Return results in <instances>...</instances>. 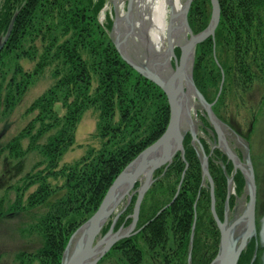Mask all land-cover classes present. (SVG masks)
<instances>
[{
  "label": "trees",
  "instance_id": "trees-1",
  "mask_svg": "<svg viewBox=\"0 0 264 264\" xmlns=\"http://www.w3.org/2000/svg\"><path fill=\"white\" fill-rule=\"evenodd\" d=\"M105 2L106 0H0V36L5 34L16 13L10 36L0 51V64L4 56L13 52L19 57L34 59L35 50L32 52L22 48V42L27 37H31L33 41L40 38L43 44L42 53L32 72H23L19 64L15 66V74L19 73L20 79L17 80L14 75L8 82L2 113H8L15 107L25 93L26 86L33 81V76L46 66L54 65L53 75L57 78L27 107L28 113L36 114L16 136L0 148V153L7 150L9 156L15 159L25 156L33 149H38L45 157V161H39L35 165L39 167V164L45 162V167L38 172L25 174L22 184L15 187V199L9 206L12 213L40 206L49 202L56 192L65 190L62 197L49 204L48 210L36 224L44 240L42 247L32 253H18L16 259L20 264H32L33 259L38 264H61V255L69 236L96 211L107 188L126 164L148 144L158 139L167 126L169 106L164 93L157 84L141 76L121 58L109 37L111 20L104 27L99 23L98 16ZM218 2L220 19L214 34L215 40L208 36L196 46L193 66L196 84L204 60L208 63V73L213 74L216 84L220 69L213 52L219 47L228 49L232 43L241 45L245 36H250L253 22H262L264 0ZM190 5L188 24L192 32L197 33L206 28L209 18L206 13L211 4L210 0H193ZM242 30L246 31V35H242ZM17 50L19 54L16 53ZM175 54H179V49L176 48ZM239 65L240 68L248 69L244 60ZM221 66L228 73L233 69V65L226 67L223 63ZM94 76L97 77V86L92 89ZM91 107L99 110L98 128L100 137L105 138L104 146L97 150L89 149L79 159L60 166L62 155L75 143L76 126L82 113ZM60 108L64 109L62 114H59ZM116 110L119 120L113 123ZM45 135H48L46 141L40 143L39 139ZM24 138H28L26 148L21 143ZM189 141L190 136H187L184 140V157L189 166L185 170L177 197L161 214L155 216L162 203L161 198L160 195L149 194L145 197L150 200L149 209L145 212L147 204H143L140 210L144 222L149 221L142 232L146 235L144 240L150 249L154 248L153 245L160 244L165 235L166 216L170 217V223L176 227L179 239H183V252L188 245L195 198L201 181V168ZM184 165L182 157L177 155L164 177L149 188V191L167 188L171 191L168 198L173 196ZM51 177L63 179L62 184L52 185L48 181ZM212 177L216 182L215 176ZM171 178L174 182L170 184ZM158 184L160 186L157 187ZM238 184L241 185L242 181H237L236 186ZM32 185L36 186L35 189L24 199L25 192ZM221 196L223 199L224 193ZM204 197L205 202H208L209 191H206ZM198 200L196 205L204 202L202 198ZM3 203L4 198L0 197V215L4 213ZM108 225L109 223L103 231L107 230ZM200 237L195 236L193 246L207 247L208 255L204 262L207 264L215 255L217 240L210 244ZM253 246L254 243L251 242L242 251L237 264H250ZM129 250L133 258L140 259L142 252L136 245L130 244Z\"/></svg>",
  "mask_w": 264,
  "mask_h": 264
},
{
  "label": "rangeland",
  "instance_id": "rangeland-1",
  "mask_svg": "<svg viewBox=\"0 0 264 264\" xmlns=\"http://www.w3.org/2000/svg\"><path fill=\"white\" fill-rule=\"evenodd\" d=\"M125 3L126 0L123 3L124 11L126 9ZM206 14L209 15L207 21L208 23L211 17L210 15L211 6L207 9ZM115 17H116V13H115V9L113 8L112 1L106 0L104 6L102 7V10L100 11L98 19H99V23L103 25V27L104 25H107L109 19L111 20V27L109 31V37L111 38V41H112V37H114L113 33L111 32H112L113 23L115 21ZM261 17H262V22H257V21L253 22L254 26L251 27L250 36L249 37L245 36L241 45L232 43L230 44V47L228 49L227 48L222 49V47H219L218 49H216V52H213V57L215 58V61L220 69V76L218 78L219 81H217L216 84H214V80L212 77L213 74L208 73V69L206 67L208 63H206V60L202 62L199 75L196 78L198 84H196V81L194 79L193 68H192L193 71L191 72V76H192L191 79L194 82L195 88L201 92L206 102L209 103L213 102V104L211 105V112L214 114L216 118L215 120H217L216 123H218L219 126L222 124V126L227 127L229 134H232V136H234L235 138L237 137L239 138L241 143L238 144L234 143L229 138H227V140L229 144H231L232 151L234 153L236 152L237 155L239 154L241 155L242 159L245 161V163H247L246 165H248L247 168L252 172L253 187H254L253 188L254 201L252 208L254 209L253 220L255 225L254 227L255 235L249 238L248 244L242 250V251L246 250V248L249 247L251 242L254 243L252 250L253 253L249 261L250 264H253V262H256L257 264H264V238L262 237V233H261L263 217H264V10H261ZM187 21H188V16H187ZM245 32L242 30V35L244 34L246 35ZM5 36L6 34L4 33L1 34L0 43L5 38ZM213 39L215 40V36L213 37ZM22 45H23L22 48H24L25 50H29L32 52L35 50L36 56L34 59H31L26 56L19 57L15 54V52H13L12 54L4 56L3 62L2 64H0V148H3L6 145V142H8L12 137L16 136L18 131L21 130L27 124L28 120L36 114L35 112L28 113L26 110L27 107L36 99L37 96L45 92L47 88H49V86H51L57 79L53 75L54 65L50 64L46 66L39 74H35V76H33L34 77L33 81L26 86L25 93L19 98L20 100L17 102L15 107H13V109L10 112L3 114L2 113L4 106L3 98L7 90L6 89L7 84L10 81L11 77L14 75L17 80L20 79V74L19 73L15 74V69H16L15 66L19 64L20 66H22L23 72L24 71L32 72L35 68V63L43 50L42 49L43 44L40 38L34 39L33 41L31 40V37H27L23 40ZM16 53L19 54V50H17ZM83 55L86 56V53H83ZM179 55H180V50H179V54L176 56L179 58ZM193 59L195 63L196 60L195 54ZM242 60H244L245 64H247L248 67L247 70L240 68L239 63ZM174 62L175 61L172 60L173 66H174ZM223 63L225 64L226 67L229 65L230 66L233 65V69L231 70V72L228 73L226 69L221 66V64L223 65ZM246 76H248L249 78H245ZM96 84H97V77L94 76L92 80V89H94L97 86ZM154 84L156 85V82ZM220 85H221V92L218 91ZM159 88L161 89L162 93H164L160 86ZM164 95L166 97L165 93ZM166 101H167V97H166ZM63 112L64 109L60 108L59 114H62ZM194 113L196 120L195 135L198 142L193 139L190 132H186L182 140L183 152H181V150L177 151L171 157L172 159L170 160V162H167L159 166V168H156V170H154L152 173L151 178L153 181L149 186V188H151L154 184H156L160 180L161 177H164L165 172H167L168 168L173 163L177 155H179V157H182V159L185 162V165L183 167L184 169L181 172L180 178L182 175L184 176L185 170L189 166L186 157H184V152H185L184 140L187 136H190L189 145L193 146L195 150V156L198 158L199 167L201 168V175H200L201 181L199 185L200 190L195 198L196 200L194 203L195 212L192 219L191 228L189 231L190 233L189 240L192 237L191 243H189L188 240L187 243L188 245L185 249V252H183L182 242L179 239V235L176 234L178 232L177 231L175 232L176 227H174L173 223H170L169 216H166V220H165L166 223L165 235L163 236L160 244L153 245L154 248L150 249V247L146 245L144 240V237L146 239V235H144L142 232L144 228L142 227L139 231L140 224H142L145 221L144 217L141 216L140 214L142 205L147 204L145 212L149 209L148 203H150L149 202L150 200L146 199L145 197L149 196V194L160 195L161 198L160 202L162 203L160 204V207L157 210L158 211L161 210L162 212L163 210H165V208H167L169 205L172 204L171 202H173V200L179 194L180 192L179 189L183 180L182 179L183 176H182L181 178L182 180L180 179L181 183L179 182L175 186L176 191L175 190H174L175 192L173 191L175 197L173 195L170 198H168L169 193L171 191L170 189L167 188L158 189V190L154 189L153 191H149L148 188L146 190V193L144 194L143 198L140 201V206L137 213L139 218L137 225H139V227L136 225L137 222L136 220L135 227L130 231L132 232L131 235L134 236L133 239L132 240L119 239V241L115 242L109 247L108 251L99 258L96 264H204V262L206 261V257L208 255L207 254L208 250L207 247L201 248V246L194 248L193 241L195 239V236H197V238L202 236L200 237V239L205 240L204 242L208 241V243L210 244L214 240H217L215 255L213 258L210 259V261L207 264H209L217 256V250L219 247L218 242L221 232L218 222L215 221V217L218 218L217 212L215 210V203L217 205V202L222 203L223 200L220 199L221 191L219 193V189H218L219 182L217 181L216 177H215L216 182L213 180L212 177L213 173L216 174V171L214 172L212 165L213 167H216L218 174L222 176L221 177L222 179L219 176L218 178L219 181H221V184L223 181V187L226 188V183H227L226 178L230 179V183L231 182L233 183L231 184V188L235 193V195L237 194L242 195L243 192L246 190L247 178L245 182L242 179V184L236 186V182L232 176L233 171L236 172L237 170L236 166L232 165L231 164L232 162H230L231 160L227 158V156H225L223 152L216 147L218 134L216 132V128L212 126L213 123H211L210 120L208 119V114L205 112L204 108L201 107V104H198L196 106ZM98 114H99V110L96 107L88 108L82 113L81 119L76 126L75 143L62 155L59 161L60 166L62 164H70L72 163V161L79 159L80 157H82V155L86 154L88 152L87 150L89 149L97 150L104 146L105 138L102 139L99 135L98 127L100 121ZM118 116L119 113L118 110H116V113L112 121L113 123L119 120ZM169 117L166 124L167 125L166 128L168 127ZM234 127H236L243 134L247 132L246 131L247 129H249L250 132H248V135L242 136L240 133H237L234 130ZM166 128L164 129V131L166 130ZM47 137L48 135L43 136L42 138L39 139V142L44 143ZM157 140L158 139H156L154 142H156ZM27 141L28 138L21 139L23 148H26L28 144ZM150 144H148L147 146H149ZM201 151H203L204 156H206V171H207L206 174H203V167L201 166V161H202V157L200 155ZM215 151L216 153H218V156L214 154ZM0 154H1L0 197L4 198V203L2 206L4 213L0 215V264H20V262H18V260L16 259V255L18 253H21V251L32 253L42 247L44 240L41 236L40 231L37 229L36 224L41 219V216L44 213H46V211L48 210L49 204L52 203V201L62 197V194L64 193L65 190L62 189L56 192L55 194L52 195V198L49 199V202L43 203L40 206H35L26 211H20L18 213H12L9 206L11 202L15 199V187L22 184V179L25 177V174L29 172L35 173L38 172L40 169L44 168L46 165L45 162L39 164V167H36L35 165L39 161H45V157L42 155V153L38 151V149L30 150L25 156L20 158L17 157V159L11 158L7 153V150L2 151ZM209 179H211L212 185L210 184ZM48 181H50L52 185H56V184L61 185L63 179H53L51 177L48 178ZM141 182L142 180L138 178L134 186L129 190L128 196H125L118 203L116 209L110 214L107 220L102 224L103 227L100 230V232L97 234L95 240H97L98 238H102L107 233V231L110 229L111 226H113L112 232H116L120 228L126 229L127 227H129V224L132 222L133 219L132 218L133 210L136 204L135 203L136 198L138 196L137 190L141 185ZM173 182L174 180L171 178V182L169 183L171 184ZM156 186L158 187L160 185L158 184ZM178 186L179 188L177 189ZM255 186L257 187V190H255L256 188ZM35 187H36L35 185H32L29 188V190L25 192L23 196L24 199L26 198L25 196L27 194H29L32 190L35 189ZM211 190H213V198L216 195L215 198L216 200H214V204H212L211 202L212 201ZM206 191H209L208 202H205L204 200ZM255 191L257 196L256 195L254 196ZM223 193L226 192L223 191ZM105 195L103 196V198L105 197ZM225 195L226 194H224V197ZM249 196L247 195L246 198L250 203L251 199L249 198ZM173 197L174 199L171 201ZM103 198L101 199V201L103 200ZM201 198H203L202 200H204V202L201 205H196L197 200ZM255 200L257 201V203L255 202ZM248 202L247 204H249ZM255 211H256V216H255ZM161 212H159V214H161ZM239 215L240 213L233 216L232 219L227 218V220L224 221L220 220L219 218L218 220L223 223L224 222L232 223L233 220L238 218ZM255 218H257L256 220H258L257 221L258 230L256 229ZM88 219H86L85 221H87ZM84 223L85 222L79 224L71 235L75 234V232ZM108 223L109 225L107 230L103 231V229L106 228ZM205 225H207L206 228ZM69 238L68 241L70 240ZM130 244L136 245V247L139 248V250H141L142 255L141 257L139 256L140 259H138L137 257L133 258V255H131V251L129 250ZM64 249L65 247L63 248L62 255L65 251ZM242 251L240 252L241 254ZM241 254L239 255V257L241 256ZM168 255L173 256L172 263L166 261L165 256L167 257ZM38 263L39 262L37 260L33 259L32 264H38Z\"/></svg>",
  "mask_w": 264,
  "mask_h": 264
},
{
  "label": "water",
  "instance_id": "water-1",
  "mask_svg": "<svg viewBox=\"0 0 264 264\" xmlns=\"http://www.w3.org/2000/svg\"><path fill=\"white\" fill-rule=\"evenodd\" d=\"M193 0H187V11L190 8V4ZM211 4V17L209 22L207 23V27L199 32L197 34H194L188 24L187 21V16L185 14V27H187L189 31V37L190 39L188 40L187 46L189 48V51L191 52V59L193 60L194 63V54L196 50V45L208 38V36L214 37V32L215 29L217 28V24L220 18V5L218 3V0H210ZM16 13L13 15L11 18V21L9 22V26L6 31V36L0 43V50L3 47V43L6 42L8 37L10 36V32L13 27V21L15 19ZM115 23V21H114ZM114 23L112 28L114 27ZM113 33V30L112 32ZM112 41H114L115 47L117 51H119L121 57L128 62V64L134 68L137 72H139L142 76H145L147 79H149L152 82H156L158 84L163 92L166 94L167 97V102L169 104V123L168 127L166 130L159 136L158 140L149 146L146 147L145 150L140 152L137 157L132 159L131 162H129L126 167L122 170L120 174L117 175L111 186L107 189L106 195L99 204L100 206L96 209V211L91 215V217L85 221L84 224L80 226V228L75 232V234L70 236V240L65 246V251L62 255L61 258V264H96L99 260V258L104 255L109 247L114 244L115 242L119 241V239H122L124 237H127L129 235V232L135 227V222L138 218V210L140 206V201L143 198L144 194L146 193V190L149 188L150 184L152 183V173L156 168H159V166L170 162L172 158H170L169 161H164L160 160L159 163L156 165L149 167L148 171L146 172V176L143 177V180L141 182V185L139 186L137 192L138 196L135 201V206L133 210V219L132 222L129 224V227L126 229H118L116 232H112L113 226L110 227V229L107 231V233L102 237L96 239L97 234L100 232L102 229V224L107 220V218L110 216V214L116 209L117 205H113L110 207V203L116 200L117 197V191L120 183L124 180H129L130 181V186L129 189L127 190V194H129V190L134 186L135 182L138 180L139 177L145 172L143 170L144 167V162L147 160L148 156L152 152L158 151L159 148L162 146L165 147L168 145L169 141L174 138L178 140V147L177 149L174 150L173 156L177 151L183 152V147H182V140L184 138V134L186 132L181 133V127L179 125L178 121V110H177V105L173 98L171 97L170 93L167 91L168 85L163 84L162 78L156 73L150 70L146 65H142L141 63H136L135 61L129 60L123 53V51L120 50L119 44L117 40L112 37ZM180 49V55L179 58L175 55V53L172 54L174 62V74L171 77V80L174 79L179 71V67L183 64L184 59H183V49L182 47ZM142 68L145 70L143 71ZM192 77V76H191ZM192 81V79H191ZM223 81V80H222ZM194 83V82H193ZM222 85V82H221ZM221 85L219 87V92H221ZM194 87V92L197 96L199 104H201V107L204 108L205 112L208 114V119L210 120L211 123H215V116L211 112V105L213 102L209 103L206 102L205 99L203 98L202 94L200 91H198L195 86ZM190 134L192 135L193 139L198 142L195 131L190 130ZM173 144V143H172ZM171 145V144H170ZM169 145V146H170ZM167 146L165 148V151L169 149L170 147ZM201 166L203 167V174H206V156H204L203 151H201ZM137 163V164H136ZM183 176V175H182ZM181 176V178H182ZM247 185L250 190V203L248 204L247 211L246 213L251 215V225L253 227L254 231V220H253V176L252 172L249 170L247 172ZM180 178V179H181ZM182 180V179H181ZM210 184L212 185L211 179H209ZM181 183V181H180ZM179 186L177 187V189ZM211 200L212 204H214V198H213V190H211ZM175 197V195H174ZM174 197L171 199V201L174 199ZM172 203V202H171ZM160 211L157 212L156 215L159 214ZM242 215L238 216V218L234 219L232 223L229 222H221L218 220L217 217H215V221L218 222L219 228H220V238H219V247L217 250V256L209 263V264H236L237 260L239 258V255L241 254L240 252L246 247L248 244L249 239H246L244 236H238L236 229L238 228V224L242 225V218H240ZM261 233L262 237L264 238V217H263V223H262V228H261ZM255 235V231L252 232L249 236L252 237ZM249 237V238H250ZM192 237L189 240V243H191ZM95 241V242H94ZM191 248V246H190ZM99 249V250H98ZM255 256V255H254ZM253 260V259H251Z\"/></svg>",
  "mask_w": 264,
  "mask_h": 264
},
{
  "label": "bare ground",
  "instance_id": "bare-ground-1",
  "mask_svg": "<svg viewBox=\"0 0 264 264\" xmlns=\"http://www.w3.org/2000/svg\"><path fill=\"white\" fill-rule=\"evenodd\" d=\"M111 1L116 13L112 28L113 36L120 50L132 62L146 65L156 72L162 78L163 84L168 85L167 91L177 105L178 121L182 130L180 134L195 131L194 111L199 102L194 92V83L191 81L193 60L187 46L190 39L189 31L185 27V14L187 16L189 11L186 10L187 0H126L125 11L123 8L125 0ZM180 47L183 49L184 62L179 67L176 77L171 80L175 72L172 54ZM174 140L172 138L168 145L162 146L148 156L143 164L145 172L139 177L141 180L146 176L149 167L156 165L160 160H170L178 147V140ZM167 146L170 148L165 151ZM129 186L128 179L120 183L116 200L110 203V207L128 196ZM246 211L247 209L241 214L242 225L238 224L236 232L238 236H247L246 239H249V235L254 231L251 215Z\"/></svg>",
  "mask_w": 264,
  "mask_h": 264
},
{
  "label": "flooded vegetation",
  "instance_id": "flooded-vegetation-1",
  "mask_svg": "<svg viewBox=\"0 0 264 264\" xmlns=\"http://www.w3.org/2000/svg\"><path fill=\"white\" fill-rule=\"evenodd\" d=\"M216 121L217 120H215V123H216ZM212 126H214V128H216V132L218 134V140H217L216 147L218 149H220L223 152V154L231 160L230 162H232L231 163L232 165L236 166L237 170H236V172L233 171V174H232L233 179L235 180L236 183H237V181L239 183L240 181H242V179L245 182V180L247 178V176H246L247 172L249 171V169L247 168L248 165H246L247 163H245V161L242 159L240 154L237 155L236 152L234 153L232 151L231 144H229V142L227 140V138H229L231 141L238 144V143H241L239 138L238 137L235 138L234 136H232V134H229L228 128L225 126H222V124L219 126L218 123H216V125L213 123ZM234 130L237 133H240L242 136L248 135V132H250V130L247 129L246 130L247 132L245 134H243L236 127H234ZM214 154L216 156H218V153H216V151L214 152ZM212 168L214 169V172L216 171V174L213 173V175L217 178V181L219 182V187H218L219 193L222 189H223V191L226 192V193H224L226 195L223 199H222V196L220 197V199L223 200L222 203L217 202V205L215 203V210L217 212L218 218L220 220L224 221V220H227V218L232 219L233 216L237 215L238 213H240V215L243 214L245 209H247V207H248V204H247L248 200L246 198L247 195L249 196V194H250L248 185H246V190L243 192L242 195H240V194L235 195V193L233 192V190L231 188V184H233V183L232 182L230 183V179L229 178L227 179L225 177L227 180V183H226L227 189L225 187L222 188L221 181H219V178H218V176L220 177V175L218 174L216 167H213V165H212ZM256 178H257V176H256ZM209 189H210V187H209ZM255 190H257V187L255 188ZM223 191H221V195H222ZM255 195L257 196L256 191L254 192V196ZM215 198H216V195L214 196V200H216ZM249 198H250V196H249ZM255 202L257 203L256 200H255ZM155 216H157V215H155ZM255 216H256V211H255ZM256 219L257 218H255V220ZM138 221H139V218L137 219L136 225L138 224ZM257 221L258 220H256V229L258 230ZM148 222L149 221L143 222L142 224H140V227H139V225H137L139 227V231L142 227L145 228V226L148 225L147 224ZM131 233L132 232H130V234H129L130 236L124 237L120 240H130V239L132 240L134 236H132ZM182 240L183 239H180L181 242H182ZM175 254H177V253H175ZM165 258H166V261H168L170 263L173 262V256L172 255H168L167 257L165 256Z\"/></svg>",
  "mask_w": 264,
  "mask_h": 264
}]
</instances>
